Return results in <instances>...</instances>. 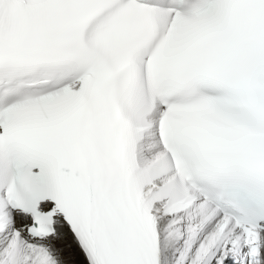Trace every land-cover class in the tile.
Instances as JSON below:
<instances>
[{
	"label": "snow or ice",
	"instance_id": "snow-or-ice-1",
	"mask_svg": "<svg viewBox=\"0 0 264 264\" xmlns=\"http://www.w3.org/2000/svg\"><path fill=\"white\" fill-rule=\"evenodd\" d=\"M0 264H264V0H0Z\"/></svg>",
	"mask_w": 264,
	"mask_h": 264
}]
</instances>
